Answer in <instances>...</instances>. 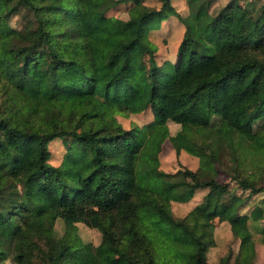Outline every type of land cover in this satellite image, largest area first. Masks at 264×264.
I'll return each mask as SVG.
<instances>
[{
  "label": "trees",
  "instance_id": "obj_1",
  "mask_svg": "<svg viewBox=\"0 0 264 264\" xmlns=\"http://www.w3.org/2000/svg\"><path fill=\"white\" fill-rule=\"evenodd\" d=\"M126 1L132 34L104 62L107 29L89 28L84 16L104 19ZM215 1L186 0L180 15L172 0H0V264H86L76 221L96 227L119 264H156L143 217L154 219L169 264H258L252 217L239 207L264 190L263 172L223 169L247 193L230 189L212 175L219 151L203 144L197 169L159 167L165 138L183 143L216 118L251 143L264 132V0L213 9ZM169 11L183 34L175 59L158 63L148 32ZM147 109L152 118L142 124L117 119ZM169 120L179 124L174 133ZM54 137L65 146L57 164L49 161ZM199 187L207 189L202 199L174 217L170 201H187ZM216 216L237 248L214 262L207 250ZM260 232L264 244V225Z\"/></svg>",
  "mask_w": 264,
  "mask_h": 264
},
{
  "label": "rangeland",
  "instance_id": "obj_2",
  "mask_svg": "<svg viewBox=\"0 0 264 264\" xmlns=\"http://www.w3.org/2000/svg\"><path fill=\"white\" fill-rule=\"evenodd\" d=\"M144 1L157 7L160 4L159 0ZM224 1L218 0L219 3L215 1L212 5L213 9L219 7V4ZM172 3L180 15L188 13L186 0H172ZM131 4V1L116 4L107 11V17L104 19L98 18L94 13L84 16L85 24L89 28L105 26L107 29L109 41L101 54V60L104 62L108 55L132 34V24L128 19ZM15 19L17 17L13 18V20ZM183 29L184 26L179 17L171 12L160 19L157 27L149 30L148 36L156 45L155 58L158 63L166 58L175 59ZM196 32L198 35H202L198 24L196 25ZM138 61L147 66V55L141 54ZM151 118L152 112L148 109L127 115L117 114V119L124 127L142 124ZM167 123L170 133H174L179 128V124L171 120ZM247 139L245 133L236 131L224 121L216 118L215 124L212 126H198L195 134L183 143L173 144L169 138H165L159 152V167L166 171H174L181 167L197 169L200 165L197 150L203 144L206 150L216 149L217 152L219 151V161L215 166L218 170L212 175H215L219 180L229 181L230 189L240 192V187L234 180L230 179L223 169H259V171L264 173V132L257 135L252 140V143ZM219 143L220 145L223 143V150L220 147L216 148ZM48 148L50 150L49 161L53 164L59 163L65 150L63 139L54 137L48 142ZM258 183H264V181L258 180ZM206 190V187L197 188L194 195L187 201L171 200L169 206L172 215L176 218L184 216L196 202L202 199ZM241 193L245 195L247 189L242 190ZM239 211L249 213L252 217L249 224L256 245L255 260L258 264H264V244L260 241V226L264 225V190L250 194L247 200L240 205ZM153 220L152 217H143L142 230L155 240V263L169 264L166 259L167 247L165 244L157 242L161 240L157 237L158 229L153 224ZM54 228L57 235L65 232V225L59 218L55 220ZM213 229L216 242L208 248L207 259L215 262L229 247H232L233 252H235L237 241L231 234L227 220L218 216L214 217ZM74 231L79 238L76 244L81 245L85 250L86 264H119L116 254L110 252L101 243V234L96 227L89 226L82 221H76ZM5 264L18 263L8 257L5 260Z\"/></svg>",
  "mask_w": 264,
  "mask_h": 264
}]
</instances>
